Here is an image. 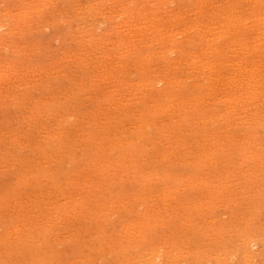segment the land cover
<instances>
[{"label":"rangeland","instance_id":"1","mask_svg":"<svg viewBox=\"0 0 264 264\" xmlns=\"http://www.w3.org/2000/svg\"><path fill=\"white\" fill-rule=\"evenodd\" d=\"M43 1L26 0L42 9L16 24L12 0H0V14L12 8L0 25V264H264V128L248 127L249 112L228 125L186 120L189 107L179 110L178 99L194 88L185 75L166 111L162 44L113 46L127 28L120 12L134 0H116L111 13L114 0ZM211 1L205 19L227 6ZM238 8L250 50L262 24L251 26L254 14ZM182 14L199 11L190 0H168L161 18ZM176 37L183 44L163 50H176L170 70L180 73L188 70L176 62L180 49L187 60L201 51L194 27L188 40ZM249 53L264 75V52ZM225 84L202 91L208 111L221 108ZM204 129L218 131L217 141L200 144Z\"/></svg>","mask_w":264,"mask_h":264},{"label":"bare ground","instance_id":"2","mask_svg":"<svg viewBox=\"0 0 264 264\" xmlns=\"http://www.w3.org/2000/svg\"><path fill=\"white\" fill-rule=\"evenodd\" d=\"M111 1H113V0H111ZM167 1L168 0H140V3L138 5L134 0V7L133 8L127 9L123 12L121 11L122 13L120 12L121 23L123 25H125L127 28H125V29L122 28L123 30H120L119 33H117V36L115 37L116 39L113 41V43H114L113 46L115 47L116 53H119L120 51H122V52L130 51L131 48H138V46L139 47L145 46L151 40L154 42L156 41L157 44H159V43L162 44L163 48L161 51L163 52V55H164L165 64L163 65L162 69H160V71L158 73V76H159L158 81L159 82L160 81L166 82L169 86V89H170V90L165 89V91H166L165 97L167 98L166 109H165L166 111H168L170 109L169 105H171V103H172V101L170 100V97L178 99L177 95L175 93L176 91L174 90L175 86L181 84L184 80L187 79V77H189L192 79V82H193L192 86L194 89L189 90L192 94L186 93L184 95H180V99H178V101H179L178 109L179 110L181 108H183L182 107L183 104H184V106L189 107L188 110L190 113L185 115L186 120L189 118L188 121H190L191 117H194V118L198 117L200 119H201V117H203V120L210 121L212 123H213V120L219 119L221 122H224L225 124L228 125L233 120H237V119L241 118L240 115L242 112H244L246 114H248V112H249V115L252 118V120L250 121L252 124L249 123L248 127H250L251 129H259L260 127L264 128V124L261 126L259 125L261 122L264 123V120H262V119H264L263 118L264 117V78L262 76H264V75L260 74L261 69H260V61L259 60H261V59L257 58V56H255L256 58L255 57H249V54H250L249 51L255 52L256 50H258L259 51L258 55H261L260 53L264 52V0H227V1H225V2H227V4H226L227 6L225 8L223 7L224 9H221V11L223 12V15L217 16V17H212V19L211 18L205 19V15H203L205 13L203 11L205 4L207 2L209 4V2H212L211 0H190V1H192V5L195 6L196 12L199 11L198 16L195 14L197 17H194L192 19H187L185 17L186 15L182 14L183 16L182 15H176V16L169 17L166 20L162 21L161 12L163 11V9L165 7V3ZM39 2L45 3V1H43V0H39ZM113 3L114 4L109 3L110 6L107 5L108 11L110 13H111V10L112 11L117 10L116 8L118 5V2H116V0H114ZM223 3H221V4H223ZM147 4L150 5V7H149L150 10L145 11ZM214 4H217V3L215 2ZM218 4H220V3H218ZM242 4L245 5L247 7V9L251 10V12L254 14V16H253L254 18H253V22H252L253 24H251V26L257 25V24H262V26L260 25L261 27L258 30L256 29L257 33L255 34L254 37H253V35L252 36L250 35L251 38L253 37L255 39L254 43L258 42L256 47H252L250 50H249V48L251 46L245 45V40H246L247 36H249V35L246 36V34H245V33H247V29L249 27L246 25L247 19L245 17H243V15L240 13L241 9L240 10L236 9L239 6H241ZM45 5H47V4H45ZM104 5H106V3ZM190 5H191V3H190ZM11 7L15 10V12L13 14H11L13 17L10 16V18L12 20L16 19L15 20L16 24L18 23V21L20 19L25 18V17L27 18L28 15H29V17H32V15H30V14L33 11V9H35V11L42 9L41 7L35 8L34 4L31 5L30 3L26 2V0H12ZM11 7H5L6 10L4 11V13L0 14V25H2V22L4 21V19H7L3 16H6V17L9 16L8 11L10 9H12ZM93 7H94V5H92V8ZM95 7H97V6H95ZM98 7H99V4H98ZM214 7H216V6H214ZM249 7H250V9H249ZM101 9L102 8L100 7L99 9L96 8L95 10L102 11V12L103 11L108 12L106 9V6L103 10H101ZM119 9H120V7H119ZM205 9L206 8H204V10ZM202 11H203V13L200 14ZM48 17H49V15H48ZM217 18H219L218 20L223 21V25L220 29L218 28V31L215 30L217 20H213V19H217ZM59 20H61V19H59ZM189 20H192V21H189ZM176 23H179L180 27L177 31H174L173 26ZM193 27L196 30V36H197V38L195 40V43H196L195 47L200 48L199 50L201 52L198 54L199 56H196V57L192 58L191 60H187V58L189 57V52L185 48L180 49V53L176 57V62H182L183 61L185 63V65L188 66V70H180V73L179 72L177 73L175 70L171 71L170 70V66H171L170 60L173 61V59L170 57L171 54L169 55V53L172 50L173 51H176V50L172 49V47H170V48H168L169 53H166L167 51H164L163 49H165L168 44H172V45L175 44L176 45L177 43H182L183 40H179L176 37V34L178 33L179 36L181 34L182 38L187 39V30L191 29ZM217 27H218V23H217ZM243 28H246V29L243 30ZM192 31H193V29H192ZM217 37H220V38L216 39V40L220 39V42L216 43L217 41L216 42L211 41V39H214ZM250 40H252V39H250ZM90 42H92V46L95 45V42L93 40H90ZM250 43H252V42L250 41ZM141 50H142V48H138V51H141ZM193 50H195V49H193ZM241 50H245V51H242L240 53V55H238V53ZM151 54H153V53H151ZM262 61H264V60H262ZM10 66L12 67L13 65L11 64ZM116 68H117V65H116V67H113L112 69L116 70ZM263 70H264V68H263ZM5 73H7V72H5ZM151 73H153V72H151ZM184 75L186 76V79L182 80V77ZM141 78L142 77H140V79ZM144 78H145V80L150 81V80H148L147 76ZM163 79H165V80H163ZM155 82H157V80ZM223 83H227L225 85H227L228 87H227L226 94H224L225 97L219 98V99H221V102L219 100L217 102L221 108L219 107L220 109L215 110V111L212 108L213 110L210 109V111H208V109L205 108L207 106L203 107L202 103H201L202 101H204V98L207 94V93L206 94L203 93L202 91H204V89H205V90H207V92H213L219 87L220 84H223ZM4 84H2V86ZM6 85L7 84H5V86ZM183 86H186V85H183ZM212 94H214V93H212ZM212 94H210V95H212ZM214 95H216V94H214ZM203 105H205V104H203ZM191 125H192V123H191ZM208 127H209V125H208ZM208 129H211V128H208ZM209 132H210L209 130L204 129L203 133L201 134V139L199 140L200 144H202L203 140H205L207 138V136L208 137L211 136L213 140H216V136H217L218 131L216 132L215 130H213L211 132V134H209ZM252 133L253 132H250V134H252ZM182 141H183V139H182ZM220 141H221V139H220ZM185 142L187 143V140H185ZM231 145H233V143ZM236 146H237V144H236ZM236 146L233 145L232 148L233 147L236 148ZM47 147H48V145H47ZM246 151H249V149H246ZM261 153H263V151ZM254 154L256 157H259L260 156L259 150L255 151ZM261 157H263V156H261ZM261 157H259V158H261ZM111 236H112V234H111ZM201 245H203V244H201ZM249 247H251V246H249ZM185 250H187V249H185ZM147 256H146V258H147ZM95 257H94V260H96ZM179 260H181V259H179ZM179 260H178V262H179ZM195 260H196V258H195ZM227 261H228V259H227ZM153 262H154V260H153ZM181 262L182 261H180L179 263L181 264ZM174 263L176 264L177 262H174ZM179 263H177V264H179ZM202 263H204V262H202ZM228 263H229V261H228ZM191 264H193V263H191Z\"/></svg>","mask_w":264,"mask_h":264}]
</instances>
